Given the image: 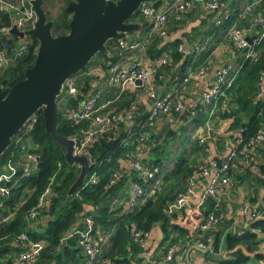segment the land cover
Wrapping results in <instances>:
<instances>
[{
	"label": "trees",
	"instance_id": "16d2710c",
	"mask_svg": "<svg viewBox=\"0 0 264 264\" xmlns=\"http://www.w3.org/2000/svg\"><path fill=\"white\" fill-rule=\"evenodd\" d=\"M159 3L156 5L158 6ZM239 3L240 1L235 0L229 3L231 10L225 13L223 23L220 26L217 27L211 22V29L214 32L219 34V30L227 29L234 23L240 9ZM66 4L65 1L63 14L59 13L55 18L50 17L45 10L47 19L53 20L52 34L55 36L68 32L70 13L68 14L65 10ZM195 10L197 7L192 11L187 9L181 13L180 20L170 17L166 24L165 37L152 36V42L147 47V54L150 58H158V55L164 51V46L171 48L169 62L155 68L154 79L157 86L168 89L174 77L180 75L187 64L196 67L203 64L206 58H209L213 49L212 45L207 51L200 52L195 57H186L178 51V46L182 44L181 38L177 35L171 37L172 31L179 33V30L185 26L183 18H189ZM255 14H262L264 17V1L255 8L254 14H248L247 18H253ZM214 16V11H208V19L212 20ZM129 20L141 24V28L144 30L150 29L149 19L145 18L139 9ZM10 24L11 17L6 13H0V26L8 27ZM242 24L245 28L250 25L247 19ZM12 38L15 36L10 33L0 34V42ZM31 39L33 44L29 48V52L23 57L17 58L12 66L0 75V85L4 79L7 80L4 93L14 83L22 80L25 69L33 64L38 42L35 38ZM158 39L168 41L164 43V46H159ZM218 41L231 45L227 39L220 40L218 38ZM156 43L157 47H160L157 51ZM115 46L116 40L108 41L107 47L113 57L103 53H99V56L106 61L117 60ZM230 48L238 56V49ZM256 51L259 53L256 61L242 58L237 60L236 65L241 64V68L229 90L227 107L215 114L223 125L220 129L212 125L214 127L211 126L210 129L213 130V136L210 137H213L214 140L208 138L200 143L197 135L196 139L191 142L187 151L189 154L191 152L200 153L198 160L187 157L188 154L184 150L175 158L167 160L161 156V152L169 139L177 134L173 128L174 124L177 126L178 121L186 124L192 122L195 132L204 124L207 114L198 112L190 116L186 110L180 114L171 113L156 120L153 126L140 131L136 123L144 119L146 115V108L140 102L139 113L134 117L133 122L122 123L120 127L112 128L106 133L90 139L84 148V155L90 162H94V167L73 195H68V190L76 180L79 169L65 162L59 146L45 131L42 111L38 110L35 113L36 121L33 126L29 130H22L13 137L10 146L0 158V172H2L8 159L15 161L26 150L39 156L34 172L29 177H21V172L18 170L16 184L11 187L6 197H0V264H14L17 254L22 249L15 243L14 237L21 232H25L33 240H39L44 244L33 264H85L87 259L79 245L78 235L66 237L70 231L84 228L83 218L85 216L91 217L93 239L97 243L103 244L102 252L97 255L93 264H142L143 249L138 245L133 234L136 231L150 232L156 225L160 226L162 232V239L158 247L162 251H159L161 255L165 253L169 245L177 246L186 240L194 241L212 236L216 251L221 250L230 255V258L220 262L221 264H247L251 259L263 260L264 253L259 250V245L264 241V217L254 219L250 214L240 213L236 219L231 217L232 219L226 220L225 200L228 192H233L234 186L241 185L246 197L239 204L240 210L243 206L248 205L250 209L256 208L261 215L264 213V208L252 205L258 201L262 204V199L264 200V141L254 146L249 161L244 162L238 152L234 166L229 171L232 184L223 195L222 202L217 209H213L212 199L206 198L209 200V207L205 217L210 212L215 215V222L212 227L204 230L199 228V224L204 219V211L199 212L197 222L192 227L190 223L195 220L197 215L193 209L185 205L177 211L170 209V204L174 202L178 193L185 190L191 176L204 165L209 152L207 148L214 145L216 149H227L224 144L236 136V131L242 135L241 144L251 143L256 137L257 131L259 129L264 130V97H257L259 83L264 79V37L256 45ZM83 72L80 71L75 76H82ZM97 77V75L79 77L77 83L80 91L84 94L87 93L89 79H96ZM167 77L169 78L166 81ZM135 96V92L125 91L114 102L112 108L127 110L130 102L136 100ZM81 98L82 95L78 94L77 98H71L67 102H59L58 99L60 112L58 132L66 138L78 137L80 134L79 127L73 125L65 117V112L77 107ZM187 108L189 109V106ZM161 119L165 123H171L166 124L164 132L158 126ZM128 127L132 129L129 131ZM183 127L181 126V128ZM138 133H143L148 140L156 141V146L151 155L150 147H152L153 142L148 141V148L142 161L149 165L152 170H158V173L154 178L146 180L132 170L130 174H124L120 180L109 185L112 172L122 167L127 152L137 144ZM147 151L149 152L147 153ZM172 161L173 164H171ZM91 173H96L98 176L96 183L88 182ZM244 181L249 183L246 189L244 184H234ZM134 182L143 187L145 195L141 202L128 207L129 190ZM48 185H50L51 191L43 201L37 218L34 221L28 219L29 211L39 202L40 195ZM250 188L252 191L248 193ZM236 206L237 204H233V208ZM233 219H235V223L240 222L242 224L230 228L229 225L234 224ZM29 221L31 225H29ZM223 222L225 223L222 224ZM243 222L247 223L246 227H243ZM172 223L175 226L171 230ZM221 224L223 228H221ZM62 238L63 241H61Z\"/></svg>",
	"mask_w": 264,
	"mask_h": 264
},
{
	"label": "built area",
	"instance_id": "2783aa9c",
	"mask_svg": "<svg viewBox=\"0 0 264 264\" xmlns=\"http://www.w3.org/2000/svg\"><path fill=\"white\" fill-rule=\"evenodd\" d=\"M264 0H244V4L239 9L238 15L234 23L227 29L219 30V38L230 41L232 47L238 49L240 58L244 60L256 61L259 53L256 51V45L264 37V17L262 14H255L251 19H248V14H254L255 8L259 7ZM162 3L156 5V3ZM204 7L208 11H214L215 16L213 23L215 26H220L223 23V16L229 9V4L222 0H203ZM189 0H146L139 8L140 13L150 22L149 33L139 35L134 39L116 40L117 60L100 59L95 63H90L82 76L95 75L102 73L106 75L105 82L117 88V93L114 98H102L104 90V82H97L95 79H89V90L87 93H82L78 87V78L82 76L72 75L68 77L64 83L62 92L59 96V102H67L71 98H77L78 94L82 95L78 106L68 109L65 112V117L75 126L79 127L78 137H74L77 141L74 144V155H84V148L87 146L91 138L96 135L106 133L112 128H118L122 123H131L134 117L139 113V102L143 103L146 108L144 119L136 123L139 130H144L154 125L156 120L164 115L171 113H181L188 111L190 116L203 112L207 114V119L204 124L195 132L198 134L199 142L202 143L210 137L209 130L214 122H220L216 118V112L225 110L227 107V99L229 90L236 78L237 72L241 68V64H234L233 67H223L217 70L215 77L209 87L204 89L198 95V99H190L186 102L185 94L192 83L202 81L206 78V65L203 63L194 67L192 64H187L184 70L174 77L173 82L168 89L159 93L158 86L154 79L156 66L166 65L171 59L168 55L160 56L153 59L152 66L146 65L142 58H147V47L152 39V36H166V24L170 17L177 20L181 19V13L189 9ZM0 13H6L11 17L10 26H0V34H8L9 29L14 23L20 31H25L34 26L37 19L35 10L32 8L29 0H0ZM249 21V27L245 28L244 20ZM257 29V27H259ZM248 37H252V42L248 41ZM10 39V38H9ZM12 40V41H11ZM11 40L0 42V75L8 68L17 58L23 57L29 52V48L33 44L31 37L19 39L15 36ZM213 45L209 38L197 43L193 48L185 49L180 44L178 51L182 52L186 57H195L200 52L207 51ZM216 49V48H215ZM211 50L212 55L215 52ZM133 58L127 61L129 56ZM210 58V56H209ZM105 66V67H103ZM139 80L140 84L135 81ZM130 88H137L135 99L130 102L127 110H115L114 102L121 97L125 91ZM258 98L264 97V79L258 86ZM143 100V102H142ZM185 100V101H184ZM58 101V100H57ZM58 102V105H59ZM189 106V109L187 108ZM35 114L25 123L20 130H29L35 123ZM132 128L128 127L130 131ZM131 134V133H129ZM233 141L232 144L229 142ZM264 141V130L259 129L253 142L241 144L242 135L236 131V136L226 142L227 153L223 156L220 167L217 168V162L214 158H208L204 165L193 174L189 184L184 191H181L176 196L173 203L170 204L171 211L180 210L184 205L187 207L189 198L193 195L195 182L198 178L207 179L205 185L204 197L210 198L213 201V209H217L222 197L227 189L232 184L229 174L230 168L234 166L238 152L245 161H249L254 146L259 145ZM148 148V138L143 133H138L137 144L127 152L125 165L114 170L111 174L109 185L114 184L124 174H130L132 170L136 171L139 176L144 179H152L158 173V170L151 169L149 165L142 161V158ZM209 150V148H207ZM39 156L35 153L25 151L15 161L7 160L4 169L0 172V197H6L11 187L16 184L18 170L21 172V177H29L35 170ZM91 172V171H90ZM98 176L96 173H91L88 178L89 183H96ZM50 185H48L39 197V202L34 206L28 215V219L34 221L43 205V201L50 193ZM145 190L143 187L134 182L129 190L128 207L138 204L144 199ZM1 206V201H0ZM253 209V210H252ZM240 213L250 214L254 219L264 217L256 208H249L245 205L241 208ZM1 217V213H0ZM215 222L213 212L207 214L203 221L199 224L201 230L212 227ZM84 228L75 229L68 233L67 236L78 235L79 245L86 256L85 264H93L97 255L102 252V243H97L92 236V220L90 216L83 218ZM29 225H31L29 221ZM247 223H243L246 227ZM148 234L149 232H134L133 237L138 245L143 249L144 264H200V262L192 258L190 251L195 249L203 253L205 256L214 255L217 253L212 236H207L204 239L186 240L179 245H169L165 253L160 258H156L154 254L148 250ZM14 241L22 249L17 254L14 264H33L35 258L39 255L43 248V243L39 240H33L25 232H21L14 237ZM70 264V263H63Z\"/></svg>",
	"mask_w": 264,
	"mask_h": 264
},
{
	"label": "water",
	"instance_id": "95a60500",
	"mask_svg": "<svg viewBox=\"0 0 264 264\" xmlns=\"http://www.w3.org/2000/svg\"><path fill=\"white\" fill-rule=\"evenodd\" d=\"M146 0H68L65 10L70 13L68 32L52 34L53 20H48L43 8L44 0H29L37 19L34 26L20 31L13 23L8 33L23 39L35 38L38 42L35 59L24 71V78L14 83L6 93L7 80L0 85V158L11 140L38 110L42 111L45 131L59 146L64 160L76 166L79 174L70 186L73 195L94 167L86 155H74L73 138L58 132L60 112L58 98L64 81L87 68L99 53L113 54L107 47L110 40L127 39L141 24L130 21L132 15ZM252 42V37L247 38ZM140 84L139 80L135 81ZM213 136V130H209ZM217 168L222 160L214 158ZM171 224V230L174 227Z\"/></svg>",
	"mask_w": 264,
	"mask_h": 264
},
{
	"label": "crops",
	"instance_id": "0c3cea01",
	"mask_svg": "<svg viewBox=\"0 0 264 264\" xmlns=\"http://www.w3.org/2000/svg\"><path fill=\"white\" fill-rule=\"evenodd\" d=\"M170 1V0H168ZM190 1V7H189V11H192L195 7H197V10L194 11V13L189 17V18H183V20H185V26L178 31H172L171 37H173L174 35H177L181 38L182 44H184V48L188 49V48H193L195 45H197V43L209 38L210 41L212 42V46L215 49V52L210 55V58H206L204 61V64L207 66L206 67V78L205 80H200V81H196L195 84L192 83L191 86L188 88V92L185 94V100L186 102L189 101L190 99H198V95L201 94V92L204 89H207L209 87V85L211 84V82L213 81L215 74L217 72V70L223 68V67H233L234 64L237 63V60L239 57V52H238V56L235 54V52H233L231 45L226 44V43H222L220 41H218V34L217 32H214V30L211 29V22L213 23V19L214 17L211 19L207 18V13L208 10L204 7V2L203 0H189ZM225 1L227 3L232 2V0H222ZM235 1H240V10L244 4V0H235ZM162 4H164V2L159 3V5L162 6ZM168 30L169 26H168ZM209 30H212L211 32H209ZM206 32H209L207 34H205ZM146 33H149V30H144V28H141L136 31V32H132L130 33V35L128 36V39H134L139 35H144ZM170 37V38H171ZM170 38H166V39H170ZM159 40V46H164V43L167 42L168 40H164V39H158ZM221 40V38H220ZM152 41H150L151 43ZM150 45V44H149ZM160 48V47H159ZM157 47V43H156V51L159 49ZM164 51H162L158 56V58H160V56H164V55H171V48L169 46H164ZM168 55V56H169ZM170 57V56H169ZM133 58V56H129L127 58V61L131 60ZM103 59V58H98ZM157 59V58H156ZM98 60V61H99ZM153 59L149 57V55L147 54V58H142V61L146 64V65H150L152 66V61ZM96 61V60H95ZM98 77L95 79L97 82H104V90L102 92V98L107 99V98H114L115 94L117 93V88L115 86H111L109 84H107L105 82L106 79V75H103L102 73H98L95 74ZM169 77H167L166 81L168 80ZM172 85V84H171ZM158 91L159 93H162L166 88H164L163 86H158ZM130 92H135V94L137 93L138 89L137 88H130L129 89ZM143 102V100H142ZM140 103V102H139ZM144 103V102H143ZM212 125H215V127L217 129H220V127L223 125L221 124V122H214ZM214 127V126H212ZM198 135V134H197ZM212 138L214 140L213 137H209ZM206 141V140H205ZM230 141V140H229ZM230 144L233 143V141L229 142ZM209 145H211V143L209 142ZM225 146V145H224ZM209 152L207 153L206 159L205 161L210 157V158H217L222 160L223 156L227 153V149H216V147L210 146ZM260 158V156H259ZM122 166L125 165V161L122 162ZM238 170V169H237ZM242 173V171H239ZM207 183V179L205 178H198L195 182V187H194V192L193 195L190 196L187 207L190 209H193L194 212H196L195 214V220L190 223V226H194V224H196L197 222V218H198V214L200 211H204V217L206 215L207 209L209 207V200H206V198L204 197V190H205V185ZM236 184H244V188L246 189L247 186L246 184H249L247 181H244L243 183H234ZM249 190V189H247ZM252 190L250 188V191L248 193H250ZM247 194V193H246ZM244 191L240 186H234L233 188V192H228L227 194V198L225 200V208H226V213H225V218L226 220L228 218L234 217L236 219L237 216L240 215V206L239 204L241 202H243L242 200L245 199L246 196H244ZM263 195V194H262ZM262 204L258 201L255 204H252L253 206H259L260 208H264V200L262 199ZM233 204H237V206L235 208H233ZM260 205H262L263 207H261ZM232 219V218H231ZM235 219H233L234 224H230V228L233 226V228L238 227L240 225L238 224H242L240 222H236L235 223ZM225 222H223L222 224H224ZM244 223V222H243ZM221 224V228L222 227ZM162 239V232L160 230V226L156 225L154 226V228L149 232L148 234V250L149 252L151 251L154 256L156 258H160L162 257L161 254H159V251L162 252L160 249H158L159 247V242ZM166 246V245H165ZM259 250L261 252L264 253V241H262L259 245ZM190 254L193 256L192 258L197 259L200 264H221L220 262L225 261L226 259L230 258V255L227 254L226 252H222L221 250H219L216 254L214 255H210V256H205L203 255L202 252L198 251V250H191ZM252 255V254H251ZM253 260V261H251ZM247 264H264V259L263 260H259V259H251ZM175 262L177 264H179V262L177 261V259L175 258ZM142 264L143 261H142ZM225 264V263H224Z\"/></svg>",
	"mask_w": 264,
	"mask_h": 264
},
{
	"label": "rangeland",
	"instance_id": "374dc122",
	"mask_svg": "<svg viewBox=\"0 0 264 264\" xmlns=\"http://www.w3.org/2000/svg\"><path fill=\"white\" fill-rule=\"evenodd\" d=\"M65 1L66 0H46V2H44L43 8H44V10H46L49 13L50 17L55 18L59 13L63 14V6L65 5ZM97 58H101L99 56V54H97L95 57H93V59L90 61V63L95 61ZM166 124H171V123H165V121L163 119H161V121L158 122V126H159V128H161L162 132L165 131ZM172 124H174V123H172ZM181 126H184V127L181 128ZM173 128L176 130L177 134L173 138L169 139V142L165 145L164 149L161 152V156L163 158H165L166 160L172 159V158H175L178 154L182 153V151L184 150L188 154L187 157H189L191 159L197 158V160H198L200 158V153L191 152L189 154L187 151L188 148L190 147V144L193 141V139L195 140L197 137V134H196V132H194V128L192 127V122H189L188 124H186L184 122L178 121L177 126L174 124ZM185 138H187V139H185ZM189 140H190V142H189ZM148 141L153 142L152 147H150L151 148L150 155H151V153L153 152V148H155V146H156V141L153 139L152 140L150 139ZM187 141H188V143H187ZM224 145H226V143ZM148 152L149 151H147V153ZM171 164H173V161L171 162ZM171 164H169V165L171 166ZM246 186H247V184H246ZM63 240L64 239L62 238L61 241H63ZM251 261H253V260H251Z\"/></svg>",
	"mask_w": 264,
	"mask_h": 264
},
{
	"label": "flooded vegetation",
	"instance_id": "af4514ba",
	"mask_svg": "<svg viewBox=\"0 0 264 264\" xmlns=\"http://www.w3.org/2000/svg\"><path fill=\"white\" fill-rule=\"evenodd\" d=\"M67 1H68V0H66V3H67ZM68 14H69V12H68ZM69 17H70V16H69ZM98 60H99V59L97 58L96 61H93L92 63H95V62H97Z\"/></svg>",
	"mask_w": 264,
	"mask_h": 264
}]
</instances>
